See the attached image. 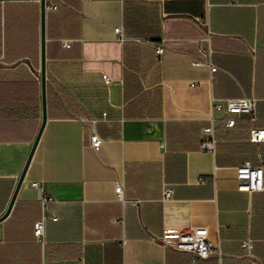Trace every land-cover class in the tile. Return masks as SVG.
<instances>
[{"label":"crops","instance_id":"1","mask_svg":"<svg viewBox=\"0 0 264 264\" xmlns=\"http://www.w3.org/2000/svg\"><path fill=\"white\" fill-rule=\"evenodd\" d=\"M201 47L213 80L193 66ZM45 54L48 119L0 223V264H264V176L261 192L237 181L245 164L264 170V143L249 141L264 130V0H46ZM42 95L41 0H0V219ZM243 98L255 111L226 132L213 104ZM211 115L214 153L203 150ZM196 231L220 258L194 263L165 241Z\"/></svg>","mask_w":264,"mask_h":264},{"label":"built area","instance_id":"2","mask_svg":"<svg viewBox=\"0 0 264 264\" xmlns=\"http://www.w3.org/2000/svg\"><path fill=\"white\" fill-rule=\"evenodd\" d=\"M116 33L120 41H124V36L121 29H117ZM209 43V37L203 41ZM65 48H70V43L66 42L63 44ZM164 50L162 47L156 49V55L160 57ZM201 52L205 56L204 62H195V67H206L210 72V80H213V75L218 71L217 68L212 64L211 55L212 52L208 48L206 51ZM105 83L110 84L109 80L105 77ZM256 101L253 98L243 99H229L219 101L213 104L212 111L221 114L222 121L224 124V130L227 132L235 128L237 121L245 118H249L255 111ZM106 115H104L105 117ZM97 121H93L95 125ZM211 125L203 131V150L206 152L214 153L216 146L215 137V118L213 115L210 117ZM249 141L254 144L264 143V130L253 129L250 132ZM89 143L92 149L99 151L103 145V140L99 137L96 132H92ZM264 170L262 168H253L249 164H245L237 173L238 191L245 193H254L262 191ZM120 200H124L123 188L121 185L116 186L115 190ZM173 197V191L170 189L165 190L164 198L170 199ZM51 202V200H48ZM53 221H57V218H53ZM45 220L39 221L34 225V234L39 242H43L45 239ZM167 244L173 247L179 252L188 253L193 256L194 263L211 259L212 257H221L220 247H214L208 242L205 232H184L178 233L174 238L165 240ZM242 248L249 250L252 248V241L245 240L242 242Z\"/></svg>","mask_w":264,"mask_h":264},{"label":"water","instance_id":"3","mask_svg":"<svg viewBox=\"0 0 264 264\" xmlns=\"http://www.w3.org/2000/svg\"><path fill=\"white\" fill-rule=\"evenodd\" d=\"M45 43H46V0H41V84H42V93H43V122L42 126L40 128V131L38 133V136L36 138L35 144L33 146L32 152L30 154V157L28 159V162L26 164V167L24 169V172L20 178V181L18 183V186L16 188V191L14 193V196L12 198L11 204L6 212V214L3 216V218L0 219V223L5 220L8 215L11 212V209L16 201L17 194L19 192V189L23 183L25 174L27 172L29 163L31 161V158L35 152V149L37 147V144L40 140V137L43 133L44 127L46 125L47 119H48V110H47V92H46V54H45Z\"/></svg>","mask_w":264,"mask_h":264}]
</instances>
